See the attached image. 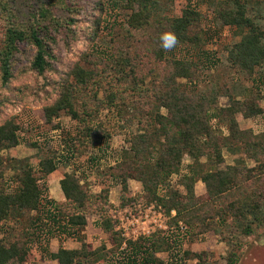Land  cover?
Returning a JSON list of instances; mask_svg holds the SVG:
<instances>
[{"label": "trees", "instance_id": "1", "mask_svg": "<svg viewBox=\"0 0 264 264\" xmlns=\"http://www.w3.org/2000/svg\"><path fill=\"white\" fill-rule=\"evenodd\" d=\"M174 1L123 0V7L131 11L128 25L151 32L150 57L154 66L147 69L141 59L131 56L124 64L119 61L117 64L122 69L114 70L118 72V78L114 77L118 82L116 91H105L106 79L111 73L107 68L72 67L65 79L52 80L42 87L44 100L56 96L54 102L44 108L45 119L51 123L60 113H66L76 123V135L81 143L94 133L92 124L103 107L114 108L125 121L136 119L146 124L142 132L128 135L129 149L103 173L100 182L113 180L112 184L120 188L124 206L136 201L161 206L170 218L169 225L175 227L173 233L179 232L181 222L186 228L185 234L199 237L218 232L220 225L232 219L240 233L248 236L252 225L264 220V131L255 134L251 129L240 128L236 116L254 118L264 114V107L259 104L258 96L236 99L227 84L205 94H195L180 86L177 79L192 82L198 66L188 59L166 56L161 47V34L172 31L178 37L176 46L189 45L200 51L205 42H201L197 32L191 35L200 27L202 18L195 9L187 7L180 17H169L164 12L162 6ZM47 4L40 7L38 17L32 16L31 25H10L0 38L1 89L10 90V84L18 76L15 61L22 51L21 46L32 49L29 72L46 80V74L55 71L51 27L54 28L57 21L51 12L54 4ZM135 4L139 6L137 12L133 10ZM0 5L2 11L7 10L6 4ZM245 6L238 0H225L217 10L215 21L221 27L235 26L244 31L240 41L228 50L227 59L233 68L251 76L256 68H264V31L245 16ZM43 21L47 24L42 25ZM126 66L130 68H123ZM100 88H104L106 102L98 98ZM219 96L228 97L229 105L218 107ZM130 100L135 101L132 107L128 105ZM8 102L7 97L0 96V112ZM224 126L227 134L217 133L218 128ZM18 131L13 120L0 125V152L19 144ZM79 145L80 142L74 145L75 152ZM225 151L254 159L257 166L249 169L241 159L221 169ZM184 158H189V165H183ZM56 169L55 157H45L38 161L36 168L30 164L22 166L11 187L4 184L0 191V235L4 234L0 237V264H24L34 234L31 238L28 230L15 229L13 236H8L3 227L10 219H16V224L23 221L32 225L34 215L33 225L57 224L55 229L65 235L63 239H76L81 243L77 249L60 247L56 252H47L57 264H165L157 255L173 249V233L158 230L149 237L127 241L123 246V240L114 231L115 223L107 215L109 186L102 183L99 193L92 194L90 184L81 182L76 170L65 173L59 180L64 198V203L59 205L49 198L44 182ZM172 176L178 178L177 185L168 184ZM127 180L140 183V194L128 195ZM197 181L205 186L201 196L195 194ZM163 188L164 193H161ZM171 211L175 216L171 217ZM89 215L100 218L101 229L107 235V242L95 248L77 235L86 226ZM231 244L237 242L231 241ZM184 255L186 259L198 260L201 254L184 252ZM226 262L237 264V252H230Z\"/></svg>", "mask_w": 264, "mask_h": 264}, {"label": "rangeland", "instance_id": "2", "mask_svg": "<svg viewBox=\"0 0 264 264\" xmlns=\"http://www.w3.org/2000/svg\"><path fill=\"white\" fill-rule=\"evenodd\" d=\"M223 1L225 0H176L172 4L163 5L164 12L169 17H180L187 7L195 9L202 18L200 27L193 30L191 35L197 32L201 42L202 40L205 42V45L201 44V51L189 45H180L166 51L165 55L188 59L197 64V73L192 82L177 79L182 88L195 94H205L214 92L217 88L219 90L220 85L227 84L236 99L243 100L246 97L258 96L259 104L264 107V68H256L255 72L248 76L233 68L228 62V50L240 41L244 31L235 26L221 27L219 23L217 24L215 16ZM238 1L246 4L245 16L253 19L264 31V0ZM0 3L6 4L7 8L6 11H2V5H0V38L10 25H31L32 16L38 14L40 7L48 6L47 3L54 4L51 12L57 21L54 28L51 27L55 42L53 44L56 56L53 63L55 71L47 73L46 80L29 72L28 64L32 57V49L30 46H21L22 51L15 61L17 78L10 84V90L0 88V96L7 97L9 101L0 112V125L10 119L19 127V144L0 152V191H3L6 186L4 184L8 187L12 186L22 166L30 164L36 168L40 159L54 156L57 169L46 177L44 182L49 198L59 205L64 203L59 180L65 173L76 170L79 180L90 184L92 194L99 193L102 183L109 186L106 204L108 216H110L109 210L116 206L120 208L135 207L138 204L142 206L155 204L156 206L154 202L146 204L141 201L124 206L120 199L119 186L112 184L113 180L104 179L106 182H100L106 170L120 160L124 151L129 149L128 135L142 132L146 129V124L139 123L136 119L125 121L114 108L103 107L92 124L94 133L88 140L81 143L76 135L77 125L66 113H60L51 123H47L44 108L53 103L56 96L44 100L45 94L42 89L44 85L52 83V80L65 79L67 72L72 67L78 66L86 70H93L96 67L107 68L111 73L110 78L106 79L108 85L105 91H116L118 82L115 78H118L116 76L118 72L114 70L122 69L119 68L121 67L118 65L119 61L124 64L127 57L131 56L141 59L147 69L154 66L155 62L150 57V30H136L128 25L127 19L131 11L123 7V0H0ZM138 9L139 6L135 4L133 10L137 12ZM46 24L47 21L42 22V25ZM123 68L128 70L130 66ZM72 79L73 77L70 76V82ZM98 98L106 102L104 88L99 89ZM133 102L135 101L130 100L128 105L132 107ZM216 105L228 106V97L219 96ZM150 108L153 109L152 102ZM236 118L242 129H251L255 134L264 131V114L246 120L241 115H237ZM212 123L217 128L216 120ZM217 133L226 135L227 129L225 126L218 128ZM76 142L78 144L80 142L77 152L74 151ZM224 157V162L219 166L221 169L235 165L241 159L249 169L257 166L254 159H249L243 154L231 155L225 151ZM189 164V158H184L183 165ZM183 172H186V169ZM177 179L176 176L170 177L168 184L177 185ZM127 186L130 197L140 194L141 185L137 181L127 180ZM160 192L164 193V188ZM204 193V184L197 181L196 196ZM161 209L164 211L162 207ZM110 219L112 220L111 216ZM34 220L35 215L30 225L23 221L16 224V219H10L9 224L3 227V230L9 233L8 236H13L15 229L28 230L31 238V234H34L24 264H57L49 258L47 252H56L60 247L65 249L80 247L81 243L76 239H63L65 235L55 229L57 224L39 223L37 225L35 223L36 225H33ZM169 221L170 219L167 221L168 224ZM252 228V233L244 236L235 227L233 220L227 219L226 224L219 226L218 232L199 237H192L181 231L175 232L173 233V249L158 254L157 257L165 264H227L228 254L236 251L237 264H264V220L254 223ZM114 231L124 243L126 239L121 231H116V224ZM53 233H56V236H53ZM77 235L82 242L91 244L94 248L107 242V235L103 233L100 226V218L95 215L87 216L86 226ZM231 241L237 244L232 245ZM184 252L201 254L200 259H186Z\"/></svg>", "mask_w": 264, "mask_h": 264}, {"label": "built area", "instance_id": "3", "mask_svg": "<svg viewBox=\"0 0 264 264\" xmlns=\"http://www.w3.org/2000/svg\"><path fill=\"white\" fill-rule=\"evenodd\" d=\"M109 212L116 224V231H121L122 236L126 239L123 246L129 239L135 241L138 237H149L158 230L172 234L175 229L168 224L167 221L170 219L168 215L155 204L148 206L138 204L135 207L126 206L124 208L116 206ZM173 216H175V212L171 211V217ZM178 228L181 232L186 229L181 222H179Z\"/></svg>", "mask_w": 264, "mask_h": 264}, {"label": "clouds", "instance_id": "4", "mask_svg": "<svg viewBox=\"0 0 264 264\" xmlns=\"http://www.w3.org/2000/svg\"><path fill=\"white\" fill-rule=\"evenodd\" d=\"M160 40H161V47L165 51H170L179 42L178 37L172 31H166V32L162 33Z\"/></svg>", "mask_w": 264, "mask_h": 264}, {"label": "crops", "instance_id": "5", "mask_svg": "<svg viewBox=\"0 0 264 264\" xmlns=\"http://www.w3.org/2000/svg\"><path fill=\"white\" fill-rule=\"evenodd\" d=\"M244 119V118H243ZM244 120H246V119H244ZM61 191V190H60ZM63 196V195H62Z\"/></svg>", "mask_w": 264, "mask_h": 264}]
</instances>
